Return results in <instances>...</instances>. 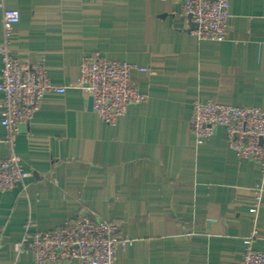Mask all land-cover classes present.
Returning a JSON list of instances; mask_svg holds the SVG:
<instances>
[{"label": "crops", "instance_id": "crops-1", "mask_svg": "<svg viewBox=\"0 0 264 264\" xmlns=\"http://www.w3.org/2000/svg\"><path fill=\"white\" fill-rule=\"evenodd\" d=\"M21 13L13 54L43 61L54 85L14 144L2 123L0 156L18 154L30 175L0 191V264H35L18 252L31 231L82 212L119 226L115 264H234L245 239L264 251V206L255 221L260 167L230 147L224 127L203 143L191 128L196 99L264 110V0H230L224 40L192 34L182 0H3ZM136 65L147 96L115 125L79 87L85 56ZM3 53L0 49V80ZM141 68H147L142 70ZM47 264H81L78 260Z\"/></svg>", "mask_w": 264, "mask_h": 264}, {"label": "built area", "instance_id": "built-area-1", "mask_svg": "<svg viewBox=\"0 0 264 264\" xmlns=\"http://www.w3.org/2000/svg\"><path fill=\"white\" fill-rule=\"evenodd\" d=\"M4 7V1L0 0ZM182 11L192 24L191 32L201 39L224 40L229 34L230 0H182ZM21 19L16 8H4L5 43L0 91L4 93L2 123L7 140L14 144L21 127L31 122L41 108L45 94L66 86H56L43 61L30 62L15 56L9 47L15 24ZM136 65L111 60L96 53L84 57L79 87L93 99L92 108L103 120L115 125L131 103H141L147 96L132 79ZM147 70V68H141ZM191 128L197 142L203 143L224 127L230 147L241 159H250L260 167L255 203L251 207L255 221L264 206V110L257 106H238L214 99L193 102ZM30 172L18 154L0 156V191L12 189ZM34 220L25 223L24 236L16 243L18 252L30 251L35 264L78 260L81 264H115L119 243V226L103 219H93L82 212L73 220L48 230L31 231ZM257 230L245 239L242 257L234 264H264V251L254 248Z\"/></svg>", "mask_w": 264, "mask_h": 264}, {"label": "water", "instance_id": "water-1", "mask_svg": "<svg viewBox=\"0 0 264 264\" xmlns=\"http://www.w3.org/2000/svg\"><path fill=\"white\" fill-rule=\"evenodd\" d=\"M92 103H93V99L90 98V105H91V107H92Z\"/></svg>", "mask_w": 264, "mask_h": 264}]
</instances>
